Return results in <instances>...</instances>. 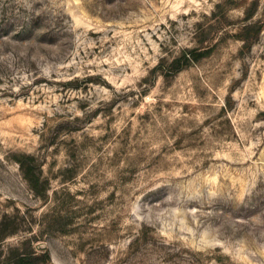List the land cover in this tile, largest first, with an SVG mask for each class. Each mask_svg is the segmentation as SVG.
<instances>
[{"label":"rangeland","instance_id":"obj_1","mask_svg":"<svg viewBox=\"0 0 264 264\" xmlns=\"http://www.w3.org/2000/svg\"><path fill=\"white\" fill-rule=\"evenodd\" d=\"M4 217L0 264H264V0H0Z\"/></svg>","mask_w":264,"mask_h":264},{"label":"trees","instance_id":"obj_2","mask_svg":"<svg viewBox=\"0 0 264 264\" xmlns=\"http://www.w3.org/2000/svg\"><path fill=\"white\" fill-rule=\"evenodd\" d=\"M182 57L183 59H188L187 53H184ZM34 161V157L24 154L22 159L19 160V163L32 187L38 191L40 185V176H38L36 173V165L34 164ZM7 218L8 217H4L0 220V242L8 235L15 232V230L10 228L12 221L8 222ZM2 261L3 260L0 259V263H2ZM6 262L9 264H43V261H41L33 252L20 253L18 251L10 253Z\"/></svg>","mask_w":264,"mask_h":264}]
</instances>
